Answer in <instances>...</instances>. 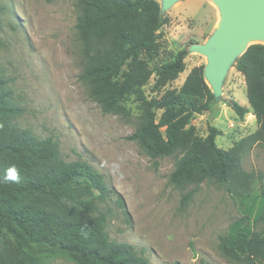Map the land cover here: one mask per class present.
Masks as SVG:
<instances>
[{"label": "trees", "instance_id": "1", "mask_svg": "<svg viewBox=\"0 0 264 264\" xmlns=\"http://www.w3.org/2000/svg\"><path fill=\"white\" fill-rule=\"evenodd\" d=\"M76 3L86 61L81 80L106 113L129 116L123 102L136 95L141 113L129 139L153 158L181 154L169 182L179 188L194 185L182 203H188L205 181L224 186L232 195L264 198V171L245 170L241 163L253 146L264 144V43L251 44L235 63L244 77L257 129L225 149L216 141L221 129L209 125L202 137L193 123L197 114L220 100L204 76L205 64L192 67L179 89L152 98L145 92L153 70L142 54L156 49L157 31L166 22L159 0ZM187 54L183 49L161 66L153 92L185 71ZM9 83L0 70V264H49L57 255L75 264H150L134 245L109 237L108 215L99 203L115 195L124 207L121 195L89 163L65 161L53 137L38 138L20 127L16 119L24 110ZM228 106L240 117L250 111L236 101ZM13 166L18 179L5 180ZM260 221L264 223V214ZM220 249L232 262L264 264V228L224 238Z\"/></svg>", "mask_w": 264, "mask_h": 264}, {"label": "rangeland", "instance_id": "2", "mask_svg": "<svg viewBox=\"0 0 264 264\" xmlns=\"http://www.w3.org/2000/svg\"><path fill=\"white\" fill-rule=\"evenodd\" d=\"M0 4V70L10 79L14 99L24 110L16 122L38 138L53 137L65 161L89 163L121 195L124 207L115 195L99 203L100 211L108 215L110 239L134 245L150 264H238L222 254L220 244L240 231L264 228L260 221L264 198L232 195L224 186L205 181L183 204V195L194 185L179 188L169 182L181 154L153 158L129 139L141 113L136 95L123 102L129 116L106 113L81 80L86 61L78 38L76 0H0ZM163 14L166 22L157 31L156 49L142 54L153 70L144 87L149 98L179 89L192 67L208 64V56L190 51V46L206 43L221 19L215 0H177ZM257 42L262 43H251ZM183 49L188 51L185 71L153 92L158 70ZM244 81L232 64L220 100L193 120L198 135L206 136L208 126L217 125L223 131L217 144L228 149L257 129L253 116L241 120L228 106L229 101L249 104ZM232 120L236 124L230 128ZM241 163L245 170L264 171V144L253 146ZM49 264L75 263L57 255Z\"/></svg>", "mask_w": 264, "mask_h": 264}, {"label": "water", "instance_id": "3", "mask_svg": "<svg viewBox=\"0 0 264 264\" xmlns=\"http://www.w3.org/2000/svg\"><path fill=\"white\" fill-rule=\"evenodd\" d=\"M176 1L162 0V12ZM215 1L221 11L218 27L206 43H194L190 51L208 56L204 76L212 92L219 97L230 66L253 44L252 41L264 39V0Z\"/></svg>", "mask_w": 264, "mask_h": 264}, {"label": "clouds", "instance_id": "4", "mask_svg": "<svg viewBox=\"0 0 264 264\" xmlns=\"http://www.w3.org/2000/svg\"><path fill=\"white\" fill-rule=\"evenodd\" d=\"M4 179L5 180H12V181H15L18 179V175H17V171L15 169V167H11L9 168L6 173H5V176H4Z\"/></svg>", "mask_w": 264, "mask_h": 264}, {"label": "crops", "instance_id": "5", "mask_svg": "<svg viewBox=\"0 0 264 264\" xmlns=\"http://www.w3.org/2000/svg\"><path fill=\"white\" fill-rule=\"evenodd\" d=\"M239 72V71H238ZM240 73V72H239ZM244 84H245V81H244ZM246 85V84H245ZM247 93V92H246ZM249 102V101H248ZM242 106H246V107H249L250 108V111L249 112H247L245 115H244V117H240V119L242 120V119H244L247 115H249V116H253L255 119H256V116L253 114V112H252V110H251V107H250V104H248V105H243L242 104ZM236 113V112H235ZM236 116H237V114H236ZM239 116V115H238ZM235 120H232V121H230V123H229V127L230 128H233V126L235 127V122H234ZM217 126V125H216ZM219 128V127H218ZM220 129V128H219Z\"/></svg>", "mask_w": 264, "mask_h": 264}, {"label": "bare ground", "instance_id": "6", "mask_svg": "<svg viewBox=\"0 0 264 264\" xmlns=\"http://www.w3.org/2000/svg\"><path fill=\"white\" fill-rule=\"evenodd\" d=\"M256 41H260V42L264 43V39L263 38H260V39H258Z\"/></svg>", "mask_w": 264, "mask_h": 264}]
</instances>
